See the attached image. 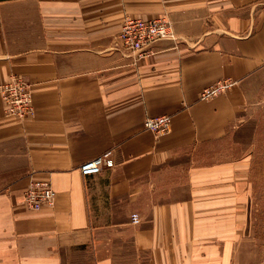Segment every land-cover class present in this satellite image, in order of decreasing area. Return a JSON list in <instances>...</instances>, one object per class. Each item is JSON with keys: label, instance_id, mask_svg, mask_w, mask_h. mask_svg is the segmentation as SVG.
I'll use <instances>...</instances> for the list:
<instances>
[{"label": "crops", "instance_id": "1", "mask_svg": "<svg viewBox=\"0 0 264 264\" xmlns=\"http://www.w3.org/2000/svg\"><path fill=\"white\" fill-rule=\"evenodd\" d=\"M125 15H167L177 38L136 59L116 45ZM263 73L264 0H0V86L23 77L35 106L7 118L0 95V264H264L238 138ZM31 181L53 207L25 206Z\"/></svg>", "mask_w": 264, "mask_h": 264}, {"label": "built area", "instance_id": "2", "mask_svg": "<svg viewBox=\"0 0 264 264\" xmlns=\"http://www.w3.org/2000/svg\"><path fill=\"white\" fill-rule=\"evenodd\" d=\"M122 27L117 34L116 45L136 54V59L151 54L153 42L171 38L176 39L174 23L169 16H159L150 19L132 17L125 15ZM236 84L230 77L218 79L205 88L202 92L203 98H211L217 94L226 92L227 89ZM0 95L5 103V116L21 120L35 116V106L32 85L23 77L12 75L0 86ZM171 117L168 115L147 116L143 125L155 135L167 133L170 128ZM115 164L112 150L96 155L95 158L85 162L80 167L84 177L92 176L103 169L111 168ZM56 192L51 183L46 181H31L24 194L25 206L31 211H39L43 207H53ZM133 223L140 221L138 213H132Z\"/></svg>", "mask_w": 264, "mask_h": 264}, {"label": "rangeland", "instance_id": "3", "mask_svg": "<svg viewBox=\"0 0 264 264\" xmlns=\"http://www.w3.org/2000/svg\"><path fill=\"white\" fill-rule=\"evenodd\" d=\"M254 85L252 110L238 138L240 145L251 152L250 177L255 211L252 226L256 231L255 241L262 243L261 255L264 256V73L255 78Z\"/></svg>", "mask_w": 264, "mask_h": 264}]
</instances>
